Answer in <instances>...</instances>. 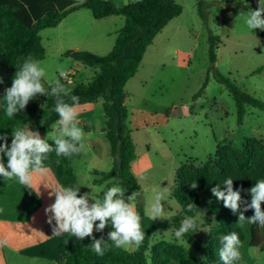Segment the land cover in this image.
Instances as JSON below:
<instances>
[{"label": "trees", "instance_id": "obj_1", "mask_svg": "<svg viewBox=\"0 0 264 264\" xmlns=\"http://www.w3.org/2000/svg\"><path fill=\"white\" fill-rule=\"evenodd\" d=\"M223 2L229 9L249 11L245 5L234 0ZM82 8L90 10L96 20L111 16L125 18V24L118 32L115 45L108 54L100 56L88 51L66 54L70 56L73 53L74 59L84 66L99 69L91 81L77 84L71 93L79 97V104L93 102L99 98L105 100L106 137L110 144L112 169L107 173L93 171L95 176H100L93 181V184L109 182V187L122 186L127 191L125 194L127 196L133 191L141 192V188L131 169V164L137 156L128 122L126 84L136 75L148 47L156 36L172 20L182 14L183 9L176 0H137L121 6L110 0H0V68L6 75L3 83H0V134L7 133L10 145L11 132L30 120H36L43 132L51 131L52 125L59 118L52 111L55 106V96L38 95L29 102L24 111L8 117L4 111L6 106L3 100L4 90L11 86L14 74L25 57L31 55L38 61L44 59L45 49L41 44L40 32L57 27L70 13ZM198 9L204 20L203 3L200 0H198ZM208 41L211 65L215 68L219 41L213 35L209 36ZM216 80L226 86L235 101L239 123L243 121L247 105L264 109V103L241 90L219 72H216ZM44 85L50 92L51 86L48 87L45 83ZM206 85L207 81L200 92L205 90ZM2 143L3 141H0V144ZM80 156L81 154L70 158L57 157L55 152H52L48 154L44 164L52 171L60 186H81L73 166ZM4 162L7 163L6 156ZM177 176V185L171 189V196L182 205L183 215L173 216L163 223L152 221L146 214L145 200L141 192V196L135 202V208L141 216L145 238L135 251L112 246L103 256H98L92 251L90 245L82 247L79 243H74L69 246L68 234H64L23 250L22 255L63 264H171L172 262L174 264H222L218 255V237L233 231L238 233L242 244L248 239L249 247L264 251V227L250 224L247 235L244 226L238 223V214L225 208L223 202L218 201L211 192L217 184H220L223 190L224 180L231 178L234 190L243 189L242 198L250 202L251 199L247 195L248 189L254 186L257 180L264 179V140L262 138L245 139L241 149H236L231 143H220L216 153L208 156L205 162L196 165L194 162L187 161L181 166ZM194 182L198 185L196 189L190 187ZM84 193L81 187L80 194ZM14 196L24 197L31 203L24 217L11 213L9 203L7 210L1 205L6 199ZM189 203L195 205L191 211L187 208ZM38 207L39 198L32 190L15 180L6 181L0 177V208L4 209L0 213V218L27 220ZM202 209L214 221L207 241L202 243L197 240L193 236L195 233H188L183 237L200 256L205 257L204 260L201 259L202 257L193 255L186 248L166 241H160L151 246L156 231L165 232L172 227L178 229L186 216L196 217ZM244 215L250 218L254 215V211L249 209L244 212ZM110 230L108 226L101 232L105 240ZM198 230L197 221L196 231ZM241 258L236 264H256L244 250L241 252Z\"/></svg>", "mask_w": 264, "mask_h": 264}, {"label": "rangeland", "instance_id": "obj_2", "mask_svg": "<svg viewBox=\"0 0 264 264\" xmlns=\"http://www.w3.org/2000/svg\"><path fill=\"white\" fill-rule=\"evenodd\" d=\"M200 1L203 3L204 20L199 14L198 0H176L183 9L182 14L156 36L136 75L126 84L128 122L136 154L138 158L146 156L149 161L147 171L137 179L146 202V214L153 201V189L164 191L162 203L166 219H156V223L183 215L182 205L171 196V189L177 185V174L183 164L187 161L202 164L208 156L216 153L220 143H231L236 149H241L245 139L264 140V109L247 105L243 121L239 123L235 101L226 86L216 80V72H219L241 90L264 103V30H250L246 26L243 14L247 11H232L219 0ZM242 1L235 0L237 3ZM250 1V9L256 10L258 5L255 0ZM87 13L93 22H88V19L83 21L85 27L76 29L77 40L83 42V48L92 50L88 52L105 55L110 48V41L114 44V39L104 37L102 33L114 31L117 23H120L118 27L121 26L125 18L119 16L115 22L95 20L89 11ZM240 13L242 15L239 16ZM85 29L92 33V41L90 38L84 40L82 35ZM51 30L46 29L42 34L44 42L45 38L52 35L48 32ZM210 35L219 41L215 68H212L209 57ZM70 57H73V53ZM76 62L73 68H77L80 74L75 76V81L68 82L69 86L89 82L96 72L94 68ZM67 63L60 64L53 58L49 59L47 67L51 80L60 78L61 70L70 71ZM206 81L205 90L200 92ZM110 159L106 170L112 169ZM85 165L84 156L76 164L82 185L88 193L102 197L107 188L90 186L84 172ZM247 195L251 199L250 193ZM196 218L199 230L193 236L205 243L214 221L204 209ZM243 226L248 235L250 224L244 222ZM175 230L172 227L165 232L156 231L151 246L166 241L202 257L184 237L176 239ZM93 235L96 237V234ZM92 242L91 237H86L76 243L85 247ZM137 247L125 248L134 251ZM242 250L256 264H264V251L249 247L248 239L240 252ZM29 264L41 263L33 261Z\"/></svg>", "mask_w": 264, "mask_h": 264}, {"label": "clouds", "instance_id": "obj_3", "mask_svg": "<svg viewBox=\"0 0 264 264\" xmlns=\"http://www.w3.org/2000/svg\"><path fill=\"white\" fill-rule=\"evenodd\" d=\"M243 15L245 24L250 30H264V0H258V8L249 9ZM60 74L64 75L62 70ZM45 75V69L38 60L31 55L25 57L14 74L11 86L4 90L3 100L6 105L4 111L8 117H13L24 111L29 102L38 95L55 96V106L52 111L59 118L52 125L55 129L52 135L53 143L48 142L47 136L42 138L39 131L31 130L26 123L17 126L11 132L10 145L7 133L0 134V141H3L0 144V177L6 181L15 180L25 188L35 191L36 194L37 191L33 189V174L43 175L48 171L44 161L47 160L49 153L55 152L57 157L70 158L74 155L86 154L88 151L84 141L85 133L81 127H78L79 122L76 119L79 97L72 95V89L62 84L59 79L51 85L49 92L43 83ZM0 83H3L2 79ZM223 185V190L220 184L213 187L212 195L218 201H222L225 208L238 214V223L243 226L247 221L249 224L264 227V209H262L264 179L257 180L254 186L248 189L251 195L250 202L242 198L243 189L234 190L233 179H225ZM190 187L196 189L198 185L194 182ZM80 188L81 186L75 185L48 188L51 189L48 193L49 197L55 198L54 202L44 209L48 217L47 223L52 225L55 221L52 235L68 234L78 241L91 237L93 242L90 247L98 256H103L112 246L124 248L140 245L143 242L145 232L142 229L141 216L135 208V202L141 196L140 191H133L126 196L125 189L114 185L107 188L102 197H97L92 192L81 195ZM153 192V201L147 215L152 221L166 219L165 206L162 203L164 191L153 189ZM39 195L40 191L37 196ZM194 206L193 203H189L187 208L191 211ZM249 209L254 211V215L246 218L244 212ZM3 211L4 209L0 208V213ZM108 226L111 230L107 233V240L103 236L97 239L93 235L94 231L103 232ZM196 229L197 218L186 216L181 221L180 227L174 231V236L179 240L185 234L196 233ZM218 240V255L222 264H236L241 259L240 248L243 246L238 233L233 231L221 235ZM201 259L204 260L205 257Z\"/></svg>", "mask_w": 264, "mask_h": 264}, {"label": "crops", "instance_id": "obj_4", "mask_svg": "<svg viewBox=\"0 0 264 264\" xmlns=\"http://www.w3.org/2000/svg\"><path fill=\"white\" fill-rule=\"evenodd\" d=\"M110 1L114 2L118 6H121L137 0H110ZM255 3L258 5V0H255ZM241 4L245 5L248 9H250L249 4H251V1L243 0ZM230 10L238 11L234 9H230ZM88 11L92 14V12L86 8H82L70 13L57 27L50 28L52 30L48 32H51L50 34L52 35H50V37L45 38V42L42 38V34L46 29L40 32L41 44L45 49V57L43 60L39 62L41 66L44 67L46 72V75L43 78V82L46 84V86L49 87L52 84H54V82L56 81V80H51L52 76L48 73L47 62L51 58L55 59L56 62L58 61V63L60 64L65 61L68 62L67 65L70 67L69 72H71L72 77L70 80H62L61 77L58 78L62 84H64L66 87H69L71 89H73L77 84H79L77 83L75 86H69L70 84L68 82L75 81V76H78L80 73L78 72L77 68H73V66L77 64L74 57L66 56L67 55L66 53L92 51V50H88L89 48H83L84 47L83 42L77 40V34H76L77 28L83 29L85 27V25L83 24L84 20L88 19V22L90 23L93 22L91 21V17L89 13H87ZM117 17L119 16H111L104 19L109 21L112 20L115 22V20H118L116 19ZM92 18H94L93 14H92ZM124 24L125 22L118 27L120 23L119 24L117 23L116 25L117 28H115L114 31H105L102 33L104 37H109V38L113 37L114 39V44H112V41H110V48L108 50V53L113 49L117 39L118 32L123 28ZM89 33L90 32L87 29H85V32L82 35L84 36V40H87L88 38H90L91 41L93 40L91 39L92 33L90 34ZM94 53L103 56V54L97 52ZM73 59L75 62L70 61ZM94 69L96 71L94 72V76H95L96 73L99 72V69L98 68H94ZM94 76H92V78ZM5 77L6 75L4 73V70L0 68V79L4 80ZM104 102L105 100L103 98H99L98 100L93 102H86L79 104L78 115L76 117L77 121L79 122L78 127H81L85 133L84 141L88 147V151L86 154H81L80 158L74 162L73 166L76 177L81 187L85 191V193L88 192L82 185L81 179L76 170L77 162L82 160L84 156L86 158V165L84 172L86 174L87 182L90 184V186L92 187L105 186L106 188L109 187L108 186L109 182H103L99 185L93 184V181L95 179L100 178V176H95L93 174V171L107 173L110 171V170H106L107 168H105L106 165H108V159L111 158L110 160L112 162V157L110 153V144L106 137V118L104 111ZM26 124L30 126L31 130L39 131L42 138H45L47 136L48 142H52V135L54 134L55 129L52 128L50 132L45 133L41 130L40 125L37 124L36 120H30ZM148 167H149V161L146 156L140 158H138L137 156L135 161L131 164V169L136 179H138L140 175L145 173ZM47 169L48 171L43 175L36 173L33 174V189L37 191V194L38 191H40V195L37 196L39 198V207L30 214L29 218L27 220H8V219L0 218V264H29L30 262L33 261L40 262L41 264H63L61 262L59 263L56 261H51L43 258H30L22 255L23 250L40 245L54 237V235H52L53 234L52 228L55 224V221H53L52 225L47 223L48 217L45 215L44 209L48 205L53 203L55 199L54 197L51 198L49 197L48 193L51 191V189L48 188H55L60 185L57 182L52 171L49 168ZM33 192L36 194L35 191ZM8 203H9V208L12 211L11 213L18 214L21 217L25 216L28 208H30L31 206L29 200H27L24 197H17V196L10 197V199H6L4 203H2L1 205L5 206L7 210ZM145 209H146V202H145ZM93 234H96L97 239H99L101 236V232H95ZM76 242H80V241H78L75 237H71L70 235H68L67 243L69 244V246H71ZM129 251H133V250H129Z\"/></svg>", "mask_w": 264, "mask_h": 264}, {"label": "built area", "instance_id": "obj_5", "mask_svg": "<svg viewBox=\"0 0 264 264\" xmlns=\"http://www.w3.org/2000/svg\"><path fill=\"white\" fill-rule=\"evenodd\" d=\"M219 1H225V0H219ZM228 1H231V0H228ZM71 77H72V74H71V72L68 71V72H64V75L61 76V79L62 80H70Z\"/></svg>", "mask_w": 264, "mask_h": 264}, {"label": "water", "instance_id": "obj_6", "mask_svg": "<svg viewBox=\"0 0 264 264\" xmlns=\"http://www.w3.org/2000/svg\"><path fill=\"white\" fill-rule=\"evenodd\" d=\"M73 57H74V55H73Z\"/></svg>", "mask_w": 264, "mask_h": 264}]
</instances>
